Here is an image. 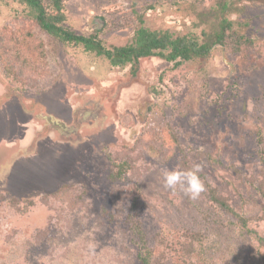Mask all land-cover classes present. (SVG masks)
Here are the masks:
<instances>
[{
  "label": "rangeland",
  "instance_id": "1",
  "mask_svg": "<svg viewBox=\"0 0 264 264\" xmlns=\"http://www.w3.org/2000/svg\"><path fill=\"white\" fill-rule=\"evenodd\" d=\"M213 1L66 0V24L88 35L103 19L105 43L124 44L136 26L135 6L150 29L198 34L194 10ZM243 6L234 19L248 20L254 42L237 54L215 46L209 59L176 69L144 59L131 78L128 68L40 33L48 74L39 87L20 92L0 68V264H137L125 224L136 193L149 242L198 234L212 264H264V245L205 192L191 200L163 186L165 169L200 164V179L264 239V3ZM20 14L12 0H0V28ZM166 126L180 146L168 161L158 145ZM111 159L131 164L122 180L108 179ZM11 197L37 206L13 207L4 202ZM172 254L170 264L199 258Z\"/></svg>",
  "mask_w": 264,
  "mask_h": 264
},
{
  "label": "trees",
  "instance_id": "2",
  "mask_svg": "<svg viewBox=\"0 0 264 264\" xmlns=\"http://www.w3.org/2000/svg\"><path fill=\"white\" fill-rule=\"evenodd\" d=\"M21 8L18 17L0 28V68L4 77L15 83L20 92L39 87L38 79L48 74L44 59L46 52L40 33L51 40L65 46L80 49L83 52L102 59L111 68H128L131 78H135L140 61L157 58L171 63L176 69L184 63H198L211 57L215 46H220L229 54H237L243 49L253 46L254 40L246 36L248 20L234 19L244 11L243 2L255 0H214L208 7L194 10L195 27L200 32L175 34L169 30L150 29L145 26L144 13L132 7L136 26L124 44H106L102 38L103 19H98L88 35L78 34L68 26V16L65 11L66 0H12ZM263 1L264 0H258ZM153 9L150 5L143 10ZM37 83V84H35ZM164 160L168 161L179 149V141L173 130L166 126L158 133ZM259 143L261 140L259 139ZM260 161L264 164V154L260 150ZM110 181L122 180L131 170V164L124 160L111 159ZM191 168H189L190 170ZM200 176V175H199ZM201 178V176H200ZM206 196L214 206L229 214L237 225L259 244L264 245V239L248 226L249 220L243 214L235 211L226 198L220 196L216 189L206 181ZM264 197V181L258 187ZM137 194V193H136ZM136 194L130 205V212L125 219L127 230L134 247L137 264H170L175 254L181 252L192 257L193 252L199 256L191 263L212 264L213 261L204 251L203 239L198 234L185 235L184 241H172L168 237L158 235L152 243L148 241L136 214ZM6 198L8 197L5 195ZM0 199L2 194L0 193ZM5 199V198H4ZM8 199V198H7ZM5 203L11 206H21L26 211L35 208L37 202L26 198L18 200L11 197ZM172 244V245H171ZM178 246V247H177Z\"/></svg>",
  "mask_w": 264,
  "mask_h": 264
},
{
  "label": "clouds",
  "instance_id": "3",
  "mask_svg": "<svg viewBox=\"0 0 264 264\" xmlns=\"http://www.w3.org/2000/svg\"><path fill=\"white\" fill-rule=\"evenodd\" d=\"M202 170L200 164H195L192 169L187 171L165 169L163 172V186L173 192L179 189L191 200H197L206 191L205 184L199 176Z\"/></svg>",
  "mask_w": 264,
  "mask_h": 264
}]
</instances>
